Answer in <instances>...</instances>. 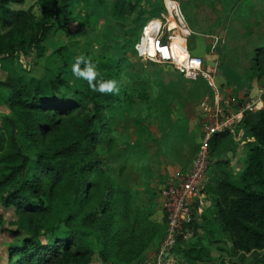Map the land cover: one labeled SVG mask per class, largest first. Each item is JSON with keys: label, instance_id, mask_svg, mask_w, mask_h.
Instances as JSON below:
<instances>
[{"label": "rangeland", "instance_id": "rangeland-1", "mask_svg": "<svg viewBox=\"0 0 264 264\" xmlns=\"http://www.w3.org/2000/svg\"><path fill=\"white\" fill-rule=\"evenodd\" d=\"M173 1L185 18V30L176 26L171 9ZM142 3L141 12L116 16L114 10L121 6L119 0H73L68 15L71 16L70 32L60 27L54 30L44 41L40 56L22 54L0 59V80L7 75L2 67H15L20 73L38 77L63 70L72 86L87 87V81L76 78L71 71V65L80 55L90 58L99 73L109 72L108 80L118 82L119 92L115 94L117 101L106 111L112 119L110 129L98 145V154L113 179L112 184L127 188L132 207L157 224L156 234L131 264H242L230 250L219 225L197 220L194 215L185 235L176 240L168 253L164 251L166 225L160 191L193 160L202 132L201 102L206 97L212 98V90L202 77L186 79L171 63L141 60L133 50V43L146 20L154 18L150 15L151 9L161 7L158 16L163 22L166 19L161 13L169 18V30L164 23L166 32L162 39H167V33L174 30L172 39L178 42L182 40L179 33L189 32L187 44L191 52L202 56L206 64L216 62L220 90L230 89L235 97L247 96L250 87L244 85L253 81L263 88L261 107L264 106V70L256 67L254 57L255 48L264 44V0H142ZM11 6L28 10L32 16L43 11L42 0H22ZM239 90L243 91L241 95H237ZM9 101V89L0 84V123L14 116ZM239 127L241 138L236 139L233 135L238 134ZM232 131H228L212 152L206 170L207 181L201 190L202 201L193 202L197 216L206 212L212 217L215 196L207 187L214 184L220 169L237 180L243 168L251 136L240 124ZM17 140L33 157L35 146L29 138L19 132ZM75 207L68 185L56 190L48 213L43 216L35 217L0 205V252H5L9 243L19 241L36 227L40 238L62 234L68 229L65 218ZM81 216V211L74 215L73 228L79 241L94 250L89 264H117L112 254L102 259L101 236L95 228L82 224ZM189 246L200 249L199 257L193 260L185 255L184 249ZM253 255L246 254V261Z\"/></svg>", "mask_w": 264, "mask_h": 264}, {"label": "trees", "instance_id": "trees-1", "mask_svg": "<svg viewBox=\"0 0 264 264\" xmlns=\"http://www.w3.org/2000/svg\"><path fill=\"white\" fill-rule=\"evenodd\" d=\"M20 1L0 0L2 60L22 54L40 56L44 41L54 30L60 27L70 32L68 15L73 0H42L43 11L38 16L11 6ZM119 4L116 16L144 8L142 0H119ZM160 8L151 9L150 15H157ZM255 52V65L264 70V44ZM1 69L7 75L0 84L9 89L14 116L0 123V205L43 216L56 190L68 185L77 207L66 216L68 229L62 234L40 238L36 227L0 252V264H89L94 250L79 241L73 228L79 211L81 223L101 236L102 259L112 254L117 264H131L156 234L157 224L132 207L127 188L112 184L98 154L112 119L106 111L118 98L94 92L89 86H72L63 70L38 77L15 67ZM100 75L98 80H108L110 74ZM240 125L251 140L237 180L221 168L214 184L207 187L215 196L212 217L206 212L197 216L193 211V215L197 220L216 222L242 264H264V106L246 111ZM19 132L35 146L33 157L18 143ZM227 135L228 130L213 135L210 155ZM192 221L187 223L189 228ZM198 251L193 246L184 249L193 260L199 257ZM250 253L254 255L246 261Z\"/></svg>", "mask_w": 264, "mask_h": 264}, {"label": "built area", "instance_id": "built-area-1", "mask_svg": "<svg viewBox=\"0 0 264 264\" xmlns=\"http://www.w3.org/2000/svg\"><path fill=\"white\" fill-rule=\"evenodd\" d=\"M172 13L176 19V26L182 30L183 16L176 5H172ZM166 21L148 19L139 31L138 38L133 43L137 56L156 61H168L186 78L203 76L212 90V98L202 100L201 137L199 145L190 165L180 172L175 180H169L160 191L163 201L166 229L163 239V248L168 253L174 248L179 236L185 235L187 223L193 217L196 209L193 202H201V190L206 179V170L210 164L209 142L213 135L225 130H236L246 111L260 108L262 89L257 95L235 97L233 93L222 92L217 87L213 74L203 70V62L199 56L193 55L184 48H173L172 41L176 33H167L165 40L162 35L169 30L168 17L161 13ZM162 22V23H160ZM182 38L181 33L178 34ZM262 107V106H261Z\"/></svg>", "mask_w": 264, "mask_h": 264}, {"label": "clouds", "instance_id": "clouds-1", "mask_svg": "<svg viewBox=\"0 0 264 264\" xmlns=\"http://www.w3.org/2000/svg\"><path fill=\"white\" fill-rule=\"evenodd\" d=\"M71 71L76 78L87 81L90 89L94 92L101 94H118L119 92L116 80L97 79L100 73L97 71V66L88 57L77 56L71 65Z\"/></svg>", "mask_w": 264, "mask_h": 264}, {"label": "crops", "instance_id": "crops-1", "mask_svg": "<svg viewBox=\"0 0 264 264\" xmlns=\"http://www.w3.org/2000/svg\"><path fill=\"white\" fill-rule=\"evenodd\" d=\"M173 4L174 5H176L177 6V8L180 10V13L182 14V12H181V9H180V7L173 1ZM157 16V17H156ZM183 18H184V16H183ZM149 19H151V18H149ZM152 19H154V21L156 22V23H158L157 22V20L158 21H162V19L158 16V14L157 15H154V18H152ZM184 20H185V18H184ZM160 23H162V22H160ZM183 30H185V27H186V24L183 22ZM183 33H184V35H182V38H180V39H182V40H179L178 42L176 41V40H173L172 41V45H173V48L175 49V47H178V48H180V51L184 48L186 51H188L189 53H191V54H193V55H196V56H199L201 59H202V62H203V70L205 71V72H209L211 75L213 74V77H214V80H215V83H216V85H217V87L219 88V90H220V87H219V83L217 82V78H216V62L214 61V62H212V63H207L206 64V62H205V60L202 58V56H200L199 54H196V53H193V52H191V50L188 48V44H187V35H189V32H188V34H187V32H184L183 31ZM173 42H175V44L173 43ZM134 50V49H133ZM135 51V50H134ZM136 53V52H135ZM141 60H145V59H149V58H142L141 56H138ZM151 60H153V59H151ZM154 61H156V60H154ZM157 62H167V63H171V64H173V65H175L174 63H172V62H168V61H157ZM206 65L208 66V65H210L209 66V68H207L206 67ZM176 67V66H175ZM212 67H213V69H212ZM200 77H202L203 79H205L203 76H198L197 78H200ZM186 78V77H185ZM197 78H194V79H192V78H186V79H192V80H195V79H197ZM201 78V79H202ZM206 80V79H205ZM207 81V80H206ZM208 85H209V82L207 81L206 82ZM248 83V84H247ZM245 85H244V87H247V88H249V93L251 94V95H257L258 94V92H259V90L260 89H262L261 88V86L259 87V86H256L255 85V83L253 82V81H251V82H247ZM210 86V85H209ZM211 88V87H210ZM221 91V90H220ZM232 90H228L227 92L228 93H233V92H231ZM223 92V91H222ZM242 90H239L238 91V94L237 95H241L242 94ZM234 94V93H233ZM201 108H202V106H201ZM200 124H201V122H200ZM241 130V127H239V129H238V131L236 132V133H238V134H235V135H233V137H235L236 139H240L241 138V132H239ZM206 181H207V179H206Z\"/></svg>", "mask_w": 264, "mask_h": 264}, {"label": "bare ground", "instance_id": "bare-ground-1", "mask_svg": "<svg viewBox=\"0 0 264 264\" xmlns=\"http://www.w3.org/2000/svg\"><path fill=\"white\" fill-rule=\"evenodd\" d=\"M175 44V42H173Z\"/></svg>", "mask_w": 264, "mask_h": 264}]
</instances>
